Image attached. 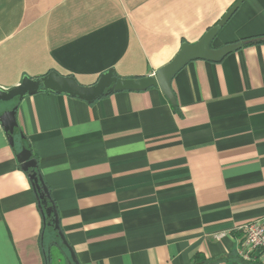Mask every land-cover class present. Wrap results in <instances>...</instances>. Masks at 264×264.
I'll list each match as a JSON object with an SVG mask.
<instances>
[{"label":"crops","instance_id":"crops-1","mask_svg":"<svg viewBox=\"0 0 264 264\" xmlns=\"http://www.w3.org/2000/svg\"><path fill=\"white\" fill-rule=\"evenodd\" d=\"M236 1L0 0V87L50 71L86 86L109 69L153 75ZM237 41L177 72L176 104L158 86L0 101L18 120L14 145L0 121V264H45L24 146L79 264H264L237 252L238 226L264 217V0H244L212 46Z\"/></svg>","mask_w":264,"mask_h":264},{"label":"water","instance_id":"water-1","mask_svg":"<svg viewBox=\"0 0 264 264\" xmlns=\"http://www.w3.org/2000/svg\"><path fill=\"white\" fill-rule=\"evenodd\" d=\"M244 0H237L223 15V17L212 27H210L201 39L196 43L184 42L175 57L166 65L157 70L153 75L140 78L118 77L114 69H109L103 73L98 81L93 85H82L75 77L63 75L58 71H50L46 75L38 78L25 77L19 85L9 89L0 87V101H10L15 98L22 99L26 95H34L41 90L63 93L73 97H78L89 103L116 91H141L151 87H160L166 97L176 104V95L172 88V79L177 72L193 59H204L209 61H220L229 53L240 49L243 45L241 41L227 43L221 47L212 46V41L230 20ZM0 121L9 137V142L14 145L15 129L18 127L17 106L6 110L0 114ZM16 158L21 168L26 171L37 194L38 206L45 217L53 214L52 222L58 230L63 243L68 247L71 259L75 264H79L73 248L68 244L64 233L60 229L57 210L51 200L49 188L38 171V161L33 156L29 147H22L16 153ZM51 202V205H49ZM48 264H51L50 262Z\"/></svg>","mask_w":264,"mask_h":264},{"label":"built area","instance_id":"built-area-1","mask_svg":"<svg viewBox=\"0 0 264 264\" xmlns=\"http://www.w3.org/2000/svg\"><path fill=\"white\" fill-rule=\"evenodd\" d=\"M238 230L243 234L238 255L247 261L264 262V217L246 221Z\"/></svg>","mask_w":264,"mask_h":264},{"label":"trees","instance_id":"trees-1","mask_svg":"<svg viewBox=\"0 0 264 264\" xmlns=\"http://www.w3.org/2000/svg\"><path fill=\"white\" fill-rule=\"evenodd\" d=\"M244 40H245V44L253 42L252 40L249 41L247 39ZM175 108H178V105H175ZM51 200L53 201L52 197ZM49 205H51V202H49ZM52 219H53V214L51 216H47V215H45V217L43 216L41 245H42V252H43L45 264H48L49 262L51 263V259H52L51 248L54 245L61 247L64 250V252L67 253L66 259L67 261H69L70 264H75L71 259V255L68 247L63 243L61 237L58 234V230L55 228V224L52 222Z\"/></svg>","mask_w":264,"mask_h":264},{"label":"rangeland","instance_id":"rangeland-1","mask_svg":"<svg viewBox=\"0 0 264 264\" xmlns=\"http://www.w3.org/2000/svg\"><path fill=\"white\" fill-rule=\"evenodd\" d=\"M14 100V99H13ZM12 101V100H10ZM66 254V255H65ZM67 253L59 246H52L51 248V264H59L57 261L60 259V264H67Z\"/></svg>","mask_w":264,"mask_h":264}]
</instances>
